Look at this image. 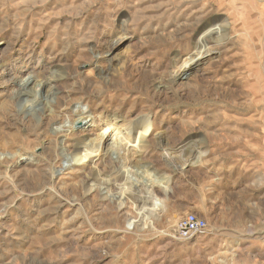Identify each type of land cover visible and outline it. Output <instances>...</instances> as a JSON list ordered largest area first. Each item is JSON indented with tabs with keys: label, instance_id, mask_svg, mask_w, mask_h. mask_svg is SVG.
I'll use <instances>...</instances> for the list:
<instances>
[{
	"label": "rangeland",
	"instance_id": "rangeland-1",
	"mask_svg": "<svg viewBox=\"0 0 264 264\" xmlns=\"http://www.w3.org/2000/svg\"><path fill=\"white\" fill-rule=\"evenodd\" d=\"M210 25L226 40L175 76ZM28 70L66 76L52 102L18 99ZM112 113L143 148L80 159ZM126 168L170 181L142 204ZM185 213L206 233L175 238ZM0 264H264V0H0Z\"/></svg>",
	"mask_w": 264,
	"mask_h": 264
},
{
	"label": "bare ground",
	"instance_id": "bare-ground-1",
	"mask_svg": "<svg viewBox=\"0 0 264 264\" xmlns=\"http://www.w3.org/2000/svg\"><path fill=\"white\" fill-rule=\"evenodd\" d=\"M226 26L225 27H216L215 25H210L203 32H201V34L197 37V41L194 45V49L191 52L192 56L190 57V59H188L181 66H178L179 68L176 69L177 71L175 70L176 71L175 76L178 75V73L187 74L190 71H192L193 69L198 68V66L203 62V60L205 58H207L214 51L213 48H210V46H208V40L209 39L211 40V39L224 38L225 33L227 31ZM123 32H124V30H123ZM228 34H226V35H228ZM128 38H129V36L127 33H124V34L121 33V36L114 39L110 43V45L108 47L109 53H113L114 50H116L119 47V45L124 43L125 40ZM217 41H219V40H217ZM112 58H113V56H112ZM52 62L48 61V62H46V64H48V66L50 65V68H51L54 66ZM112 62H113V60H112ZM52 70H53V68H52ZM50 72H51V70H50ZM59 72L62 73L61 71H58V73ZM60 73L57 74V72L55 73L53 71L50 75L47 74L48 77L46 76L43 79H39V77H41V76L38 77L37 72L32 70V71L27 72L25 77H23L21 79L19 77H14L12 81H13V85L16 86V88H17L16 89V92H17L16 96L18 97V99H21L22 101H24V100L27 101L28 97H32L34 105H35V102H37V100H36L37 98H40V99H38V101H41V102H47L48 100L52 102L53 98L51 99L50 97L51 96L53 97L54 95H56V91H55L56 87L54 89V85H56V82H58L60 80H64L66 78V76H62L63 74L61 75ZM31 102H30V105H31ZM45 104H47V103H45ZM34 105H32L31 107L33 108ZM35 108H36V105H35ZM83 113L84 112L78 113V118L73 120V122L69 126V128L62 129L61 126H59V127L57 126L55 129H53V132L56 135L64 136V138H65L67 136L63 132H69L77 124H81V126L79 128H82L85 126L86 127L92 126V123L94 122V119H93L94 112H91V114L89 113L86 115H83ZM109 119H108V121H103L105 126L102 127L101 129H99V131L97 133H95L94 135H87V136L83 135L80 137H74V138H77L76 139V141H77V143H76L77 147L76 148L79 149L78 156L80 159L86 160L87 159L85 157L87 155L86 151L88 153V151H90V150L97 152V153L110 154L111 156H114L116 158V157H119V155L122 154L123 152L129 153V152H134L136 150L139 151V150H141V148H143L144 145H143L142 141L144 140V138H148V136H150V132H149L150 130H149V126H148L147 122L144 121L138 125L135 124L134 128H133L132 122L128 121L125 117H123L121 115H116L115 113H112L110 115ZM76 127H78V126H76ZM130 129L134 130L133 135H130ZM145 143L146 142H144V144ZM185 147H187V145L181 147L180 151H184ZM186 152L189 153L188 151H186ZM125 153H124V155H125ZM190 153H192V150L190 151ZM190 153L188 155H190ZM133 154H135V153H133ZM163 154L164 155H162V156H165V158H167V159H173L175 157V155L171 152L164 151ZM123 157L124 156H121L122 159H123ZM194 161H195V159H194ZM198 161H199V159H198ZM167 164H168V162H167ZM121 165H123V164H121ZM144 165H145V163H144ZM148 165H149V163H147V166ZM168 165H170V164H168ZM183 165H184V163H183ZM129 167L130 166H128V168ZM128 168H126L124 170L126 173L124 175L125 179L127 180V183L129 184L128 191H130L131 193L135 192V194L138 195L137 202L141 201L142 204L145 203V200H146L145 197L146 196L148 197L149 195H145V194H147L145 191H143V192H145L144 194H143V192L141 193L142 189H140V188L144 189V187H147L151 191L154 186H161L163 184V182L170 181V178H168L169 176L166 178H164V177L159 178L157 175L152 174L147 169L139 170L138 168H135L134 170H132L131 169L132 167L130 169H128ZM175 169H177V168H175ZM164 179H165V181H164ZM102 185H104V184H102ZM94 186H96V185H94ZM99 186H100V184H99ZM123 188H122V190H123ZM100 189H103V188L101 187ZM106 189H108V188H106ZM119 189H121V188H119ZM110 191L112 192V190H110ZM149 194H151V193H149ZM142 196L143 197L145 196V197L143 198ZM150 197L152 199V195Z\"/></svg>",
	"mask_w": 264,
	"mask_h": 264
},
{
	"label": "built area",
	"instance_id": "built-area-1",
	"mask_svg": "<svg viewBox=\"0 0 264 264\" xmlns=\"http://www.w3.org/2000/svg\"><path fill=\"white\" fill-rule=\"evenodd\" d=\"M208 230L207 221L195 213L181 215L173 226V236L180 240L204 234Z\"/></svg>",
	"mask_w": 264,
	"mask_h": 264
}]
</instances>
